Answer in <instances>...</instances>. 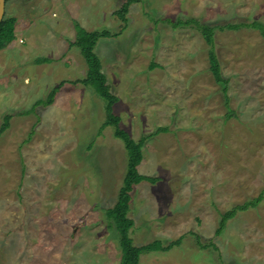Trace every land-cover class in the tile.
Instances as JSON below:
<instances>
[{"label": "rangeland", "instance_id": "374dc122", "mask_svg": "<svg viewBox=\"0 0 264 264\" xmlns=\"http://www.w3.org/2000/svg\"><path fill=\"white\" fill-rule=\"evenodd\" d=\"M123 2H6L15 41L0 50V123L12 115L0 135V264L120 261L104 210L116 201L126 152L112 126L99 130L105 101L74 82L87 69L69 44L77 25L116 32L94 47L118 97L112 111L132 139L152 134L138 172L158 180L130 192L133 244L166 245L183 235L167 251L141 254L138 264H264V39L245 26L214 31L234 113L226 117L209 45L193 24L173 28L167 20L264 23V0H138L121 31L114 12ZM61 81L52 103L33 107ZM260 194L214 235L218 210Z\"/></svg>", "mask_w": 264, "mask_h": 264}, {"label": "trees", "instance_id": "16d2710c", "mask_svg": "<svg viewBox=\"0 0 264 264\" xmlns=\"http://www.w3.org/2000/svg\"><path fill=\"white\" fill-rule=\"evenodd\" d=\"M7 1L9 0H5V2ZM137 1L138 0H124L119 9L114 12L117 18L121 21V31H123L126 27V13L128 12L129 5ZM167 20L169 23H171V26L173 28L185 27L187 25L193 24V26L199 30L205 42L209 45L208 61L211 75L216 83H221L223 85L221 90L224 104L227 107L226 117L234 115L231 110V113H229L230 108L228 107L227 96L229 80L221 73L220 64L214 50L213 34L215 29H222L224 27H227L229 29L237 30L240 27L245 26L246 28H253L257 30L264 39V23L257 20H252L250 22L227 23L224 26H213L208 23H201L195 18H176L174 21L170 19ZM14 21V17H6L4 12V16L0 21V50L14 38ZM75 34L76 35L74 40L69 44L78 47V50L86 63L87 69L85 76L83 78L76 79L74 82H79L85 86L92 87L97 95L105 101V120L100 125L99 130L108 125L112 126L114 128V137L122 141L126 152V166L122 182L118 189L116 201L111 207H108L104 210L105 219L107 222V226L113 228L118 237V245L120 248V261L118 264H138L141 254L156 250L167 251L173 246L179 245L183 235L179 236L174 241L168 242L166 245H163L161 240L158 239L140 246L133 244L132 238L129 235L130 229L133 225L132 219L128 216L131 199L130 192L133 189V186L141 181H148L153 183L158 180L157 177L142 175L138 172V165L142 160L143 143L146 138H148L149 136L151 137L152 134L141 136L138 140L132 139L125 130L119 127L120 118L112 111L113 105L117 102L118 97L110 91V86L107 83L105 74L102 72L100 58L95 53L94 47L100 38L116 36V32L112 33L107 29L86 30L84 27L77 25ZM38 59L47 60L44 57ZM151 66H154V63ZM62 84L63 82L61 81L57 85L53 86L49 90L45 100H37L34 103L33 107L40 103H43L44 105L52 103L56 91ZM27 113H30V111H27ZM11 116L12 115L10 113H5L3 115L2 121L0 123V135L8 128ZM166 130V127H159L157 128L156 133L164 132ZM261 199L262 194L258 195L255 198L247 199L240 204H235L228 210H218L219 219L217 227L214 231V235H220L225 228L227 221L231 219L238 211L247 210L250 207H255ZM212 246L216 248L214 244H212Z\"/></svg>", "mask_w": 264, "mask_h": 264}, {"label": "water", "instance_id": "95a60500", "mask_svg": "<svg viewBox=\"0 0 264 264\" xmlns=\"http://www.w3.org/2000/svg\"><path fill=\"white\" fill-rule=\"evenodd\" d=\"M5 5H6L5 0H0V21L2 20V18L4 16Z\"/></svg>", "mask_w": 264, "mask_h": 264}, {"label": "crops", "instance_id": "0c3cea01", "mask_svg": "<svg viewBox=\"0 0 264 264\" xmlns=\"http://www.w3.org/2000/svg\"><path fill=\"white\" fill-rule=\"evenodd\" d=\"M5 7H6V5H5ZM15 35V34H14ZM13 39H15V38H13ZM15 41V40H14ZM14 41H12V42H14Z\"/></svg>", "mask_w": 264, "mask_h": 264}]
</instances>
